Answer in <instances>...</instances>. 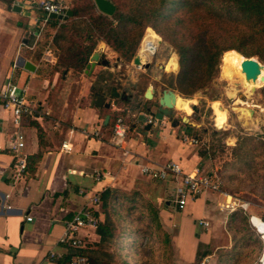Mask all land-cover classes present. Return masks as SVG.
Wrapping results in <instances>:
<instances>
[{"label":"crops","instance_id":"0c3cea01","mask_svg":"<svg viewBox=\"0 0 264 264\" xmlns=\"http://www.w3.org/2000/svg\"><path fill=\"white\" fill-rule=\"evenodd\" d=\"M37 1L14 0L16 9L13 5L7 8L0 2V88L7 82L17 85L26 102L34 108V115L24 118L18 129L24 136L22 150L26 156L41 153L33 172L26 169L21 175L16 173L11 148L16 128L11 113L0 107V264H62V257L58 255L63 256L67 248L59 238L64 232L65 222L90 205L91 196L99 195L106 188L121 195L131 193L156 199L157 204L164 195L163 185L156 187L155 180L143 176L139 170L141 165L159 166L174 161L185 173L199 170V153L176 136L180 127L178 121H169L163 114L158 117L149 109L135 112L115 105L117 99L132 100L131 95L124 91L126 99H109L106 96L105 101L111 103L106 109L113 111V118L111 112L102 114L105 107L91 105L96 95L103 94L101 89L95 93L97 76L93 74L103 66L102 45L97 46L95 51H99V60L88 73L85 68L82 72L56 68V59L49 49L44 50L36 61L32 59L31 51L25 52L23 46L31 50L26 46L27 36L36 32L42 21L32 5ZM20 58L32 63L34 70L21 66ZM140 60L141 63L145 61L141 57ZM44 61L54 62L51 73H44ZM72 72L79 74L80 83L79 94L74 96L56 85ZM152 89L149 86V90ZM175 97L180 98L177 93L167 96L168 103L177 109ZM38 104L42 108L38 109ZM117 107L128 109L122 114L131 122L119 144L115 143L110 132L113 119L119 113L115 109ZM143 112L153 114L157 122L145 123ZM106 115H109L107 120ZM109 119L111 122L108 124ZM34 123L42 129L40 140ZM95 129L99 130L98 136L93 134ZM63 143L68 150L62 148ZM163 182L170 187L175 185L169 180ZM209 194L210 191H204L192 200L200 201L197 207L200 219L209 212ZM214 196L216 206L221 207L231 201L222 194ZM173 206L176 207L175 203ZM93 209L98 222L103 221L106 213L101 204L94 205ZM80 234L86 235V240L92 245L100 239L91 228L82 230ZM50 252L57 256L50 257Z\"/></svg>","mask_w":264,"mask_h":264},{"label":"rangeland","instance_id":"374dc122","mask_svg":"<svg viewBox=\"0 0 264 264\" xmlns=\"http://www.w3.org/2000/svg\"><path fill=\"white\" fill-rule=\"evenodd\" d=\"M41 1L32 4L37 15ZM61 1L68 9L75 5L85 6L88 1L94 4L93 0ZM45 31L50 34L53 30L48 27L41 35L39 43L45 44L43 51L48 49L49 43V38L44 36ZM147 32L157 39L158 46L150 59L142 64L133 63V58L125 62L103 41L97 43L94 51L98 45H102V55L108 59L109 65L101 66L93 73L97 76L94 89H101L108 96L109 89L115 86L119 92L124 91L132 98L130 101L117 99L115 105L135 112L149 109L158 117L162 113L157 110L155 102L163 90L179 94L180 98L175 97L178 108H172L171 116L166 118L178 121L177 138L201 155L199 171L218 177L220 186L217 191H210L209 212L201 219L197 208L200 201L189 200L183 210L174 207V187L163 181L155 180L156 187L163 185L164 188V195L157 204L156 199H146L139 194H118V200L113 204L114 213L110 208L105 209L113 223V239L104 248L110 255L105 263L196 264L205 260V264H262L264 242L255 225L259 218L264 221V147L258 146L259 142L264 143V83L249 92L237 84L234 100L228 93L232 85L221 75L219 65L218 75L208 87L183 96L169 87L178 72V56L168 42L146 27L135 55H138ZM23 48L26 53L32 52ZM53 63H42L45 74L52 72ZM77 76L79 74L72 72L56 85L64 88L66 93L78 95L80 83ZM148 86L154 90L152 99L144 97ZM240 108L246 110L251 119L245 121L240 117ZM110 112L112 117L113 111ZM110 112L109 109H102V114ZM185 117L187 121H184ZM128 122L131 123L130 120ZM184 135L187 140H184ZM192 138L196 141L191 143ZM214 194L227 196L231 201L248 203L245 210L240 207L235 210L244 212L248 219L250 215H255L249 222L251 229L244 228L239 218L231 221L229 216L235 210L216 206ZM169 204L172 207H168ZM151 208L157 214L159 229L150 219ZM133 231L137 232L131 235Z\"/></svg>","mask_w":264,"mask_h":264},{"label":"trees","instance_id":"16d2710c","mask_svg":"<svg viewBox=\"0 0 264 264\" xmlns=\"http://www.w3.org/2000/svg\"><path fill=\"white\" fill-rule=\"evenodd\" d=\"M111 1L115 5V12L111 16L97 11L91 1L85 6L70 7L72 15L66 20L47 16L39 8L38 17L46 18V22L38 38L32 34L27 40L26 46L32 50V59L36 61L40 58L45 44L41 45L39 41L43 31L49 27L52 33H44L49 38L47 48L56 59V68L61 67L62 71L71 69L82 72L99 41H103L127 62L134 57L143 31L148 27L175 50L178 72L169 87L183 96H190L211 84L218 75L224 52L233 50L245 57L255 56L264 64V0ZM0 2L11 8L14 0ZM98 92L95 90V93ZM34 126L40 140L42 129L37 123ZM258 146L264 147V143L259 142ZM40 157V152L26 157L27 170L33 172V166ZM99 198L101 207L104 210L110 208L114 213L113 204L118 200V193L106 188ZM149 210L150 219L159 229L157 214L152 208ZM229 218L231 221L239 218L244 228L251 229L248 215L241 210L233 211ZM95 231L99 241L94 245L88 243L84 248L68 247L60 259L62 264L76 254L83 255L86 264H106V257L110 255L104 248L113 239V223L108 215L105 214L104 220L97 223ZM136 232L133 231L131 235Z\"/></svg>","mask_w":264,"mask_h":264},{"label":"built area","instance_id":"2783aa9c","mask_svg":"<svg viewBox=\"0 0 264 264\" xmlns=\"http://www.w3.org/2000/svg\"><path fill=\"white\" fill-rule=\"evenodd\" d=\"M39 8L49 13H55L64 15L68 8L61 0H42L39 3ZM46 22V18H43L41 25L38 30L34 32L35 38L40 36L42 27ZM0 107L8 110L11 113L12 122L15 126L13 132V141L11 148L13 149V166L18 175L26 172L27 161L26 154L23 152L24 147V136L23 133L18 129L24 118L34 115V108L29 105L23 94L19 91L17 85L7 82L0 88ZM119 112L113 119L110 127V132L113 138L116 140L115 143H120L125 138L128 130L130 129L131 123L127 121L122 111L128 112V109L115 108ZM145 118V123L155 124L157 122L156 117L151 113H142ZM93 134L98 136L99 130H93ZM184 140H187V136H183ZM195 139H190V142H195ZM62 148L68 150L69 148L65 143L62 144ZM139 170L143 176L151 180L158 181H171L174 182V203L178 209H184L189 200H193L195 197L200 195L204 191H217L220 186V180L218 177L211 176L205 173H201L198 169L193 173H185L181 167L174 161H167L166 163L159 166L141 165ZM98 178V177H97ZM90 205L77 211L71 219L65 222V228L62 236L59 238V242L66 248H84L87 246L88 241L86 235H81L80 232L86 229H96L98 219L95 215L93 206L100 203L98 194H95L89 198ZM248 203L229 201L225 203V208L233 211L237 207L242 209L247 208ZM254 215L249 216V220ZM259 218V217H258ZM262 220L261 218H259ZM263 221V220H262ZM206 224V222H203ZM264 225V221H263ZM264 242V230L260 231L256 229ZM50 257L57 256L54 252L49 253ZM62 257V255H58ZM262 264L264 262L261 260ZM66 264H86V258L83 255H73ZM196 264H205V260H200Z\"/></svg>","mask_w":264,"mask_h":264},{"label":"water","instance_id":"95a60500","mask_svg":"<svg viewBox=\"0 0 264 264\" xmlns=\"http://www.w3.org/2000/svg\"><path fill=\"white\" fill-rule=\"evenodd\" d=\"M94 4L97 8V10L105 15L111 16L115 12V5L111 0H93ZM18 8L17 5H13V9ZM72 15V11L68 9L64 15L60 14H55V13H49L50 17L57 18L59 20H66L68 16ZM240 54V53H239ZM241 55V54H240ZM99 51H93L89 58V62L87 63L85 67V72H91L95 64H97L99 60ZM243 56V55H242ZM244 59L241 62V70L243 71L246 79H255L256 76L258 75L261 66H264L263 63H261L258 58L252 56V57H245L243 56ZM19 64L23 66L25 69L33 71L34 70V65L30 63L29 61H26L22 58L19 60ZM133 63L135 64H140V59L138 55H135L133 57ZM101 64L103 66H108L109 62L106 58H103L101 61ZM172 90H163L162 95L158 98V100L155 102L157 106V110L161 112L164 116L170 117L172 113V106L168 103V95H173ZM154 95V90L152 91L149 90V86L145 89L144 92V97L146 99H152ZM109 99H117V98H122L126 99V96L124 92H119L115 86H112L109 95ZM106 96L103 94L96 95L92 101L91 105L96 106V107H105L109 108L111 103L108 101H105ZM109 118V115H106V120ZM184 121H187V118H184ZM172 125H175V123H172Z\"/></svg>","mask_w":264,"mask_h":264},{"label":"bare ground","instance_id":"6f19581e","mask_svg":"<svg viewBox=\"0 0 264 264\" xmlns=\"http://www.w3.org/2000/svg\"><path fill=\"white\" fill-rule=\"evenodd\" d=\"M157 46V39L149 32L145 33L138 51L139 59L141 57L142 60H149L151 55L156 50ZM243 59L244 57L236 51H231L221 56L220 72L221 75L227 79L229 84L232 85V88H230L228 93L230 96L234 97V100L237 91L235 87L237 86V84H240L245 89V91L249 92L260 83H264V66H261L260 71L255 79H246L243 71L241 70V62L243 61ZM140 64H142L141 60ZM239 116L242 117L245 121L251 119L248 116V112L241 108ZM255 228L263 231V221H258V223L255 225ZM261 260L264 262V249L262 252Z\"/></svg>","mask_w":264,"mask_h":264},{"label":"flooded vegetation","instance_id":"af4514ba","mask_svg":"<svg viewBox=\"0 0 264 264\" xmlns=\"http://www.w3.org/2000/svg\"><path fill=\"white\" fill-rule=\"evenodd\" d=\"M174 121H176V120H174Z\"/></svg>","mask_w":264,"mask_h":264}]
</instances>
